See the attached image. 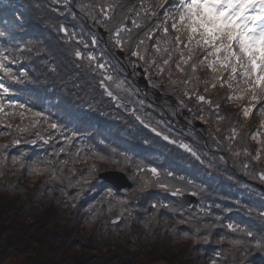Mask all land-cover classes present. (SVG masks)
<instances>
[{
	"label": "trees",
	"instance_id": "1",
	"mask_svg": "<svg viewBox=\"0 0 264 264\" xmlns=\"http://www.w3.org/2000/svg\"><path fill=\"white\" fill-rule=\"evenodd\" d=\"M101 2L0 0L6 33L0 51L18 61L11 67L21 78L11 84V98L31 109L5 118L11 130L0 126V145H8L0 148L8 157L0 165V264H264V251L250 247L245 253L231 244L241 239L254 245L255 239L228 228L246 227L257 238L264 233V135L252 139L264 133V118L255 109L244 117L248 98L229 99L233 89L213 81L203 65L195 73L199 79L174 63L160 73V60L148 59L155 53L151 41L146 59L132 56L156 18L133 28L124 49L116 46L109 30L115 25L93 19L102 16L90 6ZM114 2L120 5L116 15L127 13L132 28L130 9L139 8V0ZM77 49L97 60L90 66L74 55ZM104 62L107 73L96 68ZM105 74L113 80L102 87ZM53 122L59 130L49 127ZM233 129L237 135L229 139ZM61 147L59 159L69 165L63 179L52 180L47 162L57 160L53 153ZM77 150L79 162H73L67 154ZM22 153L25 167L13 166L11 156ZM34 162L47 170L29 175ZM105 172L125 174L131 189L106 183L100 178ZM184 195L195 202L188 206Z\"/></svg>",
	"mask_w": 264,
	"mask_h": 264
},
{
	"label": "snow or ice",
	"instance_id": "2",
	"mask_svg": "<svg viewBox=\"0 0 264 264\" xmlns=\"http://www.w3.org/2000/svg\"><path fill=\"white\" fill-rule=\"evenodd\" d=\"M118 6L120 5L114 0H102L101 3L90 6L94 10H98L102 16V19L93 16L97 23L105 24L108 22L115 25L114 30H109L111 31L110 38L114 39L116 46L124 49L131 41L133 28L140 29L148 21L156 18V22L151 27H147L143 36L136 42L131 51L132 56L142 60L146 59V54L149 52L148 41H151L155 53L148 59L152 64H156V61L160 60V64L157 65V71L160 73L165 71V67L174 63L181 72L190 70L193 74L190 79H199L195 73L197 67L203 65L213 73L211 77L213 81L219 82L221 86L227 84L230 89H233V95L229 99L248 98L247 106L242 109L244 117H249L255 109L264 118V0H148L147 4H145V0H139V8L133 6V9H130V11H134L136 17L131 20L132 28H129L125 23L128 19L127 13L116 15ZM4 7L7 8L8 5H4ZM62 31L65 35L68 34L67 28H62ZM156 33H160V35L156 36ZM5 34L4 30H0V36ZM154 36L156 39H153ZM78 43H83L85 47L88 46L82 40ZM92 43H96L95 38H93ZM74 55L81 60L87 59L90 66L97 60L95 54H85L78 49ZM16 63H18L16 59L0 51V126L8 130H11L13 126L4 124V120L8 116L17 115L15 109L31 112L27 105L11 98L16 95L11 84L21 83L20 76L11 67ZM96 68L107 73L106 62L97 63ZM22 74L27 76V72ZM168 74L171 77L170 67ZM105 80L112 81L113 77L105 74L104 79L100 81L102 87H105ZM212 87L215 88L216 84L213 83ZM105 90L107 95H113L107 88ZM197 99L205 102L204 96L198 95ZM207 103L211 104L212 102L207 101ZM19 115L23 117L24 112H20ZM32 115L44 117L42 112H34ZM49 127L56 130L60 129V125L54 122L50 123ZM261 127H264V124ZM16 130L22 131L24 129L17 126ZM232 132L233 134L229 139H235L237 135L235 129ZM260 135H264V133L257 131L252 135V139L255 140ZM164 139L167 140L168 137L165 136ZM67 142L71 143V139L67 138ZM14 143L19 144L20 140L16 139ZM259 143L262 145L261 150H264V140L259 141ZM181 146L196 156V153L187 145ZM7 147L8 145H0V148ZM261 150L256 153L257 159L260 158ZM64 152L65 148L61 147L53 153L57 160L47 162L51 169L52 180L63 179V170L69 165L68 159H59L60 154ZM67 155L72 157L73 162H79V150L75 153L69 152ZM22 156L23 153L20 156H11L12 165L24 168ZM197 159H199L198 156ZM7 161V156H0V165L6 164ZM46 170L39 167V162H34L32 167L28 168V173L29 175L43 174ZM151 172L154 176L158 175L155 168L151 169ZM0 175H3L2 171H0ZM261 179H264V175L261 176ZM68 182L71 184L70 178H68ZM161 187H167V185L162 184ZM178 192L179 190L172 194L176 195ZM152 207L155 208L156 205L153 204ZM91 219L95 220L96 216L93 215ZM228 228L233 232L240 231L250 239H255L254 245L241 239L231 241L233 245L242 246L245 253L250 247L264 251V233H261L257 238V234L246 227H234L230 223ZM196 231L198 232L199 229ZM184 235L188 237V232H185Z\"/></svg>",
	"mask_w": 264,
	"mask_h": 264
},
{
	"label": "water",
	"instance_id": "3",
	"mask_svg": "<svg viewBox=\"0 0 264 264\" xmlns=\"http://www.w3.org/2000/svg\"><path fill=\"white\" fill-rule=\"evenodd\" d=\"M141 82L145 83L144 80H142ZM197 126L200 127V124H197ZM100 178L106 183L112 185L117 190L131 189L132 187L129 179L125 174L121 172H105L100 175ZM183 199L188 206L192 205L195 202V198L189 195L183 196Z\"/></svg>",
	"mask_w": 264,
	"mask_h": 264
}]
</instances>
